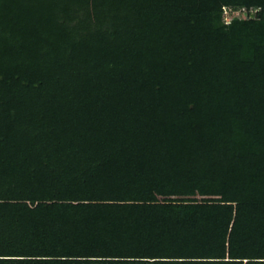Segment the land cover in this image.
<instances>
[{
  "label": "trees",
  "instance_id": "obj_1",
  "mask_svg": "<svg viewBox=\"0 0 264 264\" xmlns=\"http://www.w3.org/2000/svg\"><path fill=\"white\" fill-rule=\"evenodd\" d=\"M0 264H264V0H0Z\"/></svg>",
  "mask_w": 264,
  "mask_h": 264
},
{
  "label": "rangeland",
  "instance_id": "obj_2",
  "mask_svg": "<svg viewBox=\"0 0 264 264\" xmlns=\"http://www.w3.org/2000/svg\"><path fill=\"white\" fill-rule=\"evenodd\" d=\"M235 18H240V19L250 18L249 14H248V10L245 7H242L240 9H238L236 12L228 10L226 13H224L225 23H229L230 21H232ZM199 198H201V197L199 196Z\"/></svg>",
  "mask_w": 264,
  "mask_h": 264
},
{
  "label": "built area",
  "instance_id": "obj_3",
  "mask_svg": "<svg viewBox=\"0 0 264 264\" xmlns=\"http://www.w3.org/2000/svg\"><path fill=\"white\" fill-rule=\"evenodd\" d=\"M228 10H231V11H237V10H234L232 7H229V6H224V13H226ZM258 11V9L257 8H254V9H251V10H248V14H249V16H251V14H254V13H256ZM231 22V21H230ZM229 22V23H230Z\"/></svg>",
  "mask_w": 264,
  "mask_h": 264
}]
</instances>
